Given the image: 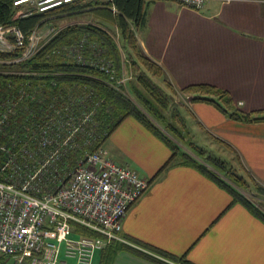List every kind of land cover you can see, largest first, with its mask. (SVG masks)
<instances>
[{"label": "crops", "instance_id": "0c3cea01", "mask_svg": "<svg viewBox=\"0 0 264 264\" xmlns=\"http://www.w3.org/2000/svg\"><path fill=\"white\" fill-rule=\"evenodd\" d=\"M136 29L143 53L176 90L207 83L227 90L243 112L264 111V1L209 0L194 10L153 0ZM187 105L264 186V122H237L204 102ZM103 149L149 183L122 223V235L143 249L114 241L95 251V264H264V221L192 167L160 172L171 152L138 120L123 119ZM61 254L57 264H70Z\"/></svg>", "mask_w": 264, "mask_h": 264}, {"label": "trees", "instance_id": "16d2710c", "mask_svg": "<svg viewBox=\"0 0 264 264\" xmlns=\"http://www.w3.org/2000/svg\"><path fill=\"white\" fill-rule=\"evenodd\" d=\"M152 1L76 0L20 18L14 17L12 0H0V24L18 27L26 37L24 46L0 51L1 177L11 171L1 170L9 156H16L20 148L35 151L45 128L54 134L61 124L65 130L69 118L80 125V132L74 136L77 147H68L66 157L61 158L73 166L86 153L103 148L122 120L133 117L171 152L160 172L171 165L192 167L264 221V212L258 207V202L264 203V186L244 168L236 152L234 166L214 149L199 145L189 133L183 132L186 118L193 116L188 105L175 104L174 96L188 93L189 102L208 103L237 122H264V111L257 116L243 112L233 107L227 90L207 83L176 90L165 79L162 68L143 53L131 28L132 23L136 28L144 25ZM81 13L91 15L94 20L59 27L29 56L23 57L27 37L47 15ZM109 26L119 32L121 48L126 50L132 78L124 83L119 81L124 76L121 48L115 34H109ZM106 64L108 70L101 68ZM214 138L234 152L228 143ZM75 231V236L97 235L80 226ZM0 264L6 263L0 258Z\"/></svg>", "mask_w": 264, "mask_h": 264}, {"label": "built area", "instance_id": "2783aa9c", "mask_svg": "<svg viewBox=\"0 0 264 264\" xmlns=\"http://www.w3.org/2000/svg\"><path fill=\"white\" fill-rule=\"evenodd\" d=\"M73 1L12 0V6L14 17L23 18ZM174 1L199 10L209 0ZM35 35L33 30L27 37L23 57L36 49L40 38ZM25 39L20 28L0 24V51L22 47ZM119 81L124 83L126 78ZM57 129L54 134L43 129L35 151L20 148L1 168L11 171L0 175V254L11 256L12 264H57L62 252L73 264H92L95 251L113 241L139 248L122 235V223L148 180L116 162L103 148L69 166L61 158L66 157L68 147H77L74 136L81 128L69 118L65 130L61 124ZM75 225L97 235L75 236Z\"/></svg>", "mask_w": 264, "mask_h": 264}, {"label": "rangeland", "instance_id": "374dc122", "mask_svg": "<svg viewBox=\"0 0 264 264\" xmlns=\"http://www.w3.org/2000/svg\"><path fill=\"white\" fill-rule=\"evenodd\" d=\"M14 16H15V13H14ZM92 20H94V18L87 13H81L78 15L49 14L34 29L35 33H36V35H35L36 39L40 38V40L38 39V41L37 40L35 41V44L37 43V46L35 48L37 49L39 43L48 39L49 35H52V33L56 32V30L59 29V27H62L64 25H67V24H70L73 22L74 23L75 22L87 23V22H92ZM109 27H110V31H108L109 34L110 35H112L113 33L115 34L114 38L118 40L119 46L121 48V45H120L121 42H119V41H121L120 37H119V32L115 28H113L112 26H109ZM131 28L134 31V33H136L137 29L133 23L131 24ZM120 51L122 53V57L124 60V65L122 66L123 72H124V77L126 78V81H127V80L132 78V73H131V69H129V65H127V62H126V52H125L126 50L124 48H121ZM158 81L163 82L160 78L158 79ZM174 98H175V101H177L175 103L176 105H183L186 107V105L189 103L190 95L188 93L180 92L177 94V96H174ZM233 107L239 109V107H237L236 105H233ZM183 113L185 114V116H187V112L185 109L183 110ZM254 114L257 116L258 114H260V112H255ZM186 119H187V123H186V127H184V129H183V132L189 133L188 134L189 137L194 139L195 142H197L199 145H203V146L206 145V146H209L211 149H214L215 152L219 155V157H222V159L230 161L231 164L235 166V162H236L235 151L233 152L230 149H228L227 147L223 146V144L217 142V140L214 138L215 136H212L208 131H206L204 128H202L193 119V117L188 116ZM248 193H250V192H248ZM252 200L255 202V199H252ZM258 207H260V209H262L264 212V203L258 202ZM61 256L63 258H66L63 254H61L60 257ZM0 258H1L2 262H5L6 264H12L11 256H6V255L0 254ZM66 260L69 261L70 264L72 263L71 259L66 258ZM95 263H96L95 260H92V264H95Z\"/></svg>", "mask_w": 264, "mask_h": 264}]
</instances>
